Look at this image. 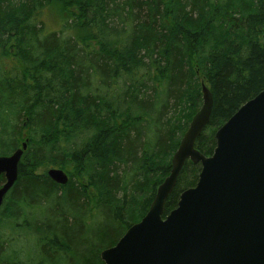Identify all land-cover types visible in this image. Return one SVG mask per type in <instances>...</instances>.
Wrapping results in <instances>:
<instances>
[{"label":"trees","instance_id":"trees-1","mask_svg":"<svg viewBox=\"0 0 264 264\" xmlns=\"http://www.w3.org/2000/svg\"><path fill=\"white\" fill-rule=\"evenodd\" d=\"M203 84L213 108L195 146L209 156L264 88V0H0V156L27 140L0 264H104L170 174ZM201 168L186 161L164 216Z\"/></svg>","mask_w":264,"mask_h":264},{"label":"water","instance_id":"water-1","mask_svg":"<svg viewBox=\"0 0 264 264\" xmlns=\"http://www.w3.org/2000/svg\"><path fill=\"white\" fill-rule=\"evenodd\" d=\"M202 98L149 210L115 245L101 251L104 264H264V88L217 129L209 156L195 146L213 108L205 84ZM26 148L27 140L12 154L0 156V175L5 177L0 208L18 177ZM188 160L202 165L198 181L164 216ZM47 174L62 185L69 179L57 167Z\"/></svg>","mask_w":264,"mask_h":264},{"label":"rangeland","instance_id":"rangeland-1","mask_svg":"<svg viewBox=\"0 0 264 264\" xmlns=\"http://www.w3.org/2000/svg\"><path fill=\"white\" fill-rule=\"evenodd\" d=\"M53 23H54V17L50 20V24L54 25ZM50 168H52V167L38 168V171L39 172H47Z\"/></svg>","mask_w":264,"mask_h":264}]
</instances>
